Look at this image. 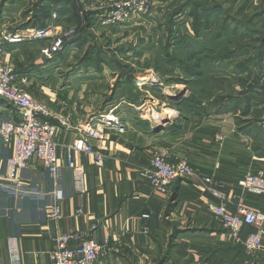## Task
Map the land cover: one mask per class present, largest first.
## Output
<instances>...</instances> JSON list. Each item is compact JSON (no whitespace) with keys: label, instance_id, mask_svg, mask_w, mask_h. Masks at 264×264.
<instances>
[{"label":"crops","instance_id":"1","mask_svg":"<svg viewBox=\"0 0 264 264\" xmlns=\"http://www.w3.org/2000/svg\"><path fill=\"white\" fill-rule=\"evenodd\" d=\"M5 6L0 11V37L2 31L17 33L40 25L32 15L20 16L21 27L6 25ZM40 40L43 39L37 41ZM26 42L4 44L7 60L14 63L20 74L25 72H21L15 58L19 44ZM29 88L33 96L40 93ZM82 88L70 89L68 85L58 90L51 86L41 88L45 97L42 100L49 101L48 105L54 109L60 101L68 102L64 113L69 115V125L57 131L60 145L57 174H51L40 162L31 159L22 170L26 188L23 191L5 188L9 151L0 140V264H52L50 253L57 234L83 233L95 223L97 227L90 236L99 242L110 239L107 253L95 264H153L146 252L157 251L158 236L173 237L166 264H264V233L259 250L244 249L243 254H238L237 243L227 239V232L225 235L209 226L210 221L216 222L207 211V203L216 199L198 178L178 179L167 193H162L139 175L153 154L166 150L170 162L186 159L200 174L213 175L226 196L240 199L246 207L264 214V195L249 193L237 183L248 171L264 169V135H252L228 112L192 115L177 123L160 125L149 118H126L117 111L126 124L125 131L109 130L104 139L91 141L95 149L104 153L103 165H95L90 154L74 151L70 168L65 145L78 136L79 125L97 115L92 106L83 111L78 109L75 100L83 99ZM256 106L260 114L255 124L264 132V101ZM113 107L116 111V106ZM16 116V109L0 102V121ZM56 190H62L63 194L62 216L54 221L49 218V211ZM77 209L81 212L77 213ZM144 212L150 215L148 233L142 231ZM253 231L254 226L245 225L242 237Z\"/></svg>","mask_w":264,"mask_h":264},{"label":"rangeland","instance_id":"2","mask_svg":"<svg viewBox=\"0 0 264 264\" xmlns=\"http://www.w3.org/2000/svg\"><path fill=\"white\" fill-rule=\"evenodd\" d=\"M72 1L75 10L73 4L68 3L61 10L49 8V16H40L44 19L40 22L33 16L39 0H0V11L4 4L8 8L4 23L10 27H21L20 16L32 15L30 17L37 20L34 22L50 25L52 31H57L59 35L74 29L70 40H65L59 50L48 55L42 49L50 46L52 39L19 44L15 61H18L21 72L27 75L26 87L40 92L35 93V98L45 99L42 87L51 86L57 90L66 85L76 90L83 87V99L75 100L80 111L92 106L91 110L99 115L116 106V112L126 118H149L160 125L177 123L192 115L228 112L237 117V124H243L252 135H264L255 124L260 114L256 105L264 101V52L262 59L259 58L261 44H264V0H149L145 9H139V2L131 7H122L120 17L107 15L111 9L115 11L109 6L111 0ZM194 3H200L203 8L219 6L218 11L213 13L209 32H206L210 29L208 25H202L198 32L193 31ZM75 11L79 16L78 23L74 20ZM124 13L127 16H122ZM225 18L229 22L228 31L221 35ZM234 22L244 25L237 35L232 32ZM198 33L204 36V40H211V44L219 42V47L225 44L224 50L242 45L246 48L240 55L234 54L230 59L221 61L218 67H213L201 94L198 91L204 85L192 82L185 71V66L193 64V60L189 61L185 55V45L193 42L194 37L198 38ZM226 36L231 40L225 41ZM216 57L215 52L207 55L209 60ZM240 61L255 69L262 65L263 71L242 70L237 65ZM255 75L259 77V84L252 88L249 96L247 91L256 83L253 80ZM176 77H185V84L177 83ZM188 96H192L188 106L178 108L177 100ZM106 105L109 106L106 108ZM226 109L229 111L225 112ZM208 224L226 235L220 224L213 221ZM226 237L230 240L228 235ZM172 238L158 236L157 251L146 252L151 263L160 264V258L165 256L166 264L168 246L174 242Z\"/></svg>","mask_w":264,"mask_h":264},{"label":"built area","instance_id":"3","mask_svg":"<svg viewBox=\"0 0 264 264\" xmlns=\"http://www.w3.org/2000/svg\"><path fill=\"white\" fill-rule=\"evenodd\" d=\"M111 0L109 6L115 11L107 14L120 17L122 7H131L135 2L140 3L142 9L148 5L149 0H129L125 3ZM122 16H127L124 13ZM116 19H112L114 21ZM74 29L59 35L52 31L50 25L32 26L17 33L3 31L0 37V98L4 99L14 109L16 118L9 117L0 121V140L3 147L9 151L6 157L5 188L12 191H23L26 187L22 179V170L31 159H35L51 174L59 172L57 131L60 127H67L70 119L65 114L68 106L66 100L58 103L54 109L42 99L35 98L26 87L28 82L26 74H19L12 61L7 60L5 43H18L28 40H39L50 37V46L42 49L46 55L59 50L65 40H70ZM126 124L121 121L114 107L96 115L94 119L77 127L78 136L74 141L65 145L68 167H73V152L90 154L97 166L103 165L104 153L91 144L93 140H102L107 131L124 132ZM154 190L167 193L172 183L178 179L198 178L205 184L206 190L216 199L207 203V211L211 218L220 224L234 243L240 244L247 251H257L261 247L264 233V214L246 207L240 199L233 200L225 195L219 188V183L213 175H204L197 172L190 163L184 159L170 162L166 150L157 151L149 159L147 166L139 172ZM238 185L249 193L264 195V169L248 171L239 180ZM62 190H56L50 204L49 218L56 221L61 218L60 201ZM231 206V207H230ZM81 209H77L80 213ZM149 213L141 214L143 220L142 231L149 232ZM245 225L255 227V231L242 237V228ZM97 227V223L89 227L86 232H68L57 234L55 247L50 253L52 264H95L98 258L107 253L110 239L105 238L99 242L90 236Z\"/></svg>","mask_w":264,"mask_h":264},{"label":"trees","instance_id":"4","mask_svg":"<svg viewBox=\"0 0 264 264\" xmlns=\"http://www.w3.org/2000/svg\"><path fill=\"white\" fill-rule=\"evenodd\" d=\"M67 3L73 4V1L72 0H39V3L35 7V12L33 10V12H34L33 16H35L34 17L35 19H39L40 16H43V17L49 16V8L52 9L54 7V8H58L59 10H61L63 8V6ZM193 5H194L193 7L195 9L194 30L193 31L198 32L200 29H202V27H201L202 25H204V26L208 25L210 28V26L213 24V22H212L213 13L218 11L219 6L216 5L217 7L216 6H210V7L203 8V5H201L200 3H194ZM183 6H185V4ZM72 7H73V10H75L74 4L72 5ZM73 15H74V20L76 21V23H78V21H79L78 12L75 11L73 13ZM87 17H88V15H87ZM35 21H37V20H35ZM86 21L89 24L91 23L89 20H86ZM206 23H208V24H206ZM237 23H239V22H234V26L232 27V32H233V34H236V35L238 33L242 32L241 29L244 28V25L241 26L240 23H239V25H237ZM38 26H44V25L40 24ZM228 26H229V22L225 18V20L223 22V31H222L221 35L227 33ZM245 28H247V27H245ZM211 29L212 28L208 29L206 32H209ZM81 30H83V29H81ZM197 35H198V38L194 37L193 42L185 45L186 46L185 55L187 56V59L189 61L193 60V64L191 66H189V67L185 66V71L189 74V77H190L192 82H201L202 84H200V85H204L198 91V93L201 94V92H203L205 87L207 86L206 85V82L208 80L207 76L212 72V70H214L213 67H215V66L218 67V64L221 61H224L226 59H230V57H232L234 54L236 56H237V54L240 55L241 53H243V51L246 50V48H243V45H242L239 48H234L235 50L231 49V48L224 50L225 46H226L225 44H222L223 46L219 47L220 46L219 42L211 44L210 43L211 40H208V41L204 40V36L201 37V33H198ZM81 37H82V35H80L79 38H81ZM216 37H218V36H216ZM224 39L227 42L231 40L229 36L224 37ZM217 47H219L218 50H216ZM260 48H261V51L259 54V58L262 59L261 55L264 52V44H261ZM222 50H224V52ZM212 52L213 53L215 52V55H218V57H216L215 59H211V60L207 59L208 53H212ZM233 63L234 64L236 63V59L233 60ZM237 65L242 67L241 68L242 70H246L248 72H255L256 70H257V72L263 71L262 65L259 66L260 67L259 69L253 68L252 65L251 66L246 65V62H244V61H240L239 63H237ZM255 76H256V78H254L253 80L256 81V83L253 84L252 87L250 88V90L247 91V95H249V96H250V93L252 91V88L258 86V84H259V81L257 82L259 77L257 75H255ZM175 81L177 83L185 84V77L184 78L176 77ZM191 100H192V96H188L185 99H181L179 101L177 100L178 108H180L181 105L187 107L188 104L191 102ZM0 102H6V101L4 99L0 98ZM226 111H229V110L226 109L225 112ZM193 112H195V111H193ZM219 113H223V112H219ZM237 246H238V248H237L238 254H243L242 252L244 250V247L240 244H237ZM165 259H166L165 256L161 257L160 258V264H164Z\"/></svg>","mask_w":264,"mask_h":264},{"label":"water","instance_id":"5","mask_svg":"<svg viewBox=\"0 0 264 264\" xmlns=\"http://www.w3.org/2000/svg\"><path fill=\"white\" fill-rule=\"evenodd\" d=\"M156 124H158V123H156Z\"/></svg>","mask_w":264,"mask_h":264}]
</instances>
